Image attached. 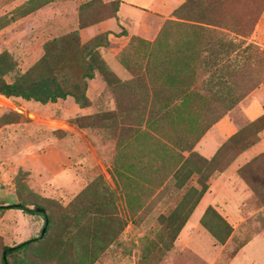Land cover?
Instances as JSON below:
<instances>
[{"label": "rangeland", "instance_id": "374dc122", "mask_svg": "<svg viewBox=\"0 0 264 264\" xmlns=\"http://www.w3.org/2000/svg\"><path fill=\"white\" fill-rule=\"evenodd\" d=\"M88 1L0 0V55L8 52L20 71H28L42 58L43 46L48 40L79 28V10ZM127 1L142 7L148 0ZM246 2L241 0L240 13L246 14ZM97 10L90 14L94 19L108 15L100 8ZM124 16L125 26L135 32L130 33L126 27L108 31L119 34L125 28L135 39L122 38L98 49L121 81L131 80L136 71L150 68L169 53L182 49L193 35L194 28L188 24L169 25L162 31L159 19L127 13ZM137 22L142 30L136 27ZM108 31L91 38L81 35V41L87 43ZM249 41L264 49V13ZM87 95L92 101L87 109H81L72 98L42 105L0 95V206L5 207L0 210V264H73L70 260H77L85 250L96 252L92 264H264V252H242L243 246L256 234H264V215L256 220L251 216L258 198L238 173L264 153V132L260 142L247 150L246 155L244 152L232 159L234 155L229 154L227 161L232 162L227 171L215 173L208 181L210 189L205 196L210 195L204 196L200 207L203 211L193 212L174 247L164 251L158 242L162 236L165 238V232H160V218L182 204L189 187L201 189L200 176H192L182 189L178 187L179 180L170 179L155 193L148 190L146 205L130 218L125 197L136 186L134 179L139 166L151 169L153 161L147 147L135 145L130 135L125 137L119 130L93 124L91 118L116 109L114 91L99 72L89 82ZM261 105L264 106V85L250 92L240 105L215 124L196 151L202 155L214 153L233 136V131L225 129L226 124L238 131L245 128L251 122L249 118L257 114L254 107ZM261 167L264 162L260 171ZM119 171L124 173L122 179ZM96 180L101 184L100 192L108 197L117 194L121 216L128 219L125 230L113 232L106 241L109 232H90V228L88 232H77L75 225L77 218H81L82 227L88 220L81 215L89 202L86 199L79 202L78 195ZM141 194L146 195V189ZM241 197L246 200L253 197L254 201L249 200V205L244 206L247 212L232 223L231 235L221 243L213 232L225 237L226 228L212 212L205 218L206 211L212 207L227 221L224 202L238 201ZM258 202L260 206L262 203ZM17 204L27 208L44 207L53 216L55 225L48 232L49 241L42 240L25 251L5 256L8 248L12 251L30 239L39 238L45 230L43 216L14 208ZM91 228H95L94 224ZM95 235L97 241L93 239ZM54 241L69 249L71 258H52Z\"/></svg>", "mask_w": 264, "mask_h": 264}, {"label": "trees", "instance_id": "16d2710c", "mask_svg": "<svg viewBox=\"0 0 264 264\" xmlns=\"http://www.w3.org/2000/svg\"><path fill=\"white\" fill-rule=\"evenodd\" d=\"M240 3L241 0H185L172 18L164 22L162 31L169 25L188 24L189 28H194L193 35L182 49L169 53L170 56L166 55L150 68L136 71L129 81L117 78L98 49L109 47L122 38L135 39V36L122 28L119 34L108 31L82 43L80 34L81 29L111 19L118 20L121 0L84 3L79 10V28L48 40L43 46L42 58L26 72L18 69L8 52L0 55V95L16 101L47 105L72 98L81 109H87L92 106L87 95L89 82L97 72L103 75L114 91L116 109L91 118L93 124L107 130H119L125 137L130 135L135 145L147 147L153 161L151 169L139 166L134 179L136 186L125 197L130 218L146 205L150 195L148 190L155 193L170 179L179 180L178 187L182 189L192 176H200L201 189L189 187L182 204L160 218V232H165V238L162 236L158 242L164 251L174 247L189 217L209 191L211 177L230 167L229 154L234 155L232 159L239 157L258 144L264 132L263 106L262 114L230 137L212 158L196 151L197 145L215 124L240 105L250 92L264 85V49L249 41L264 13V0H247L246 14L239 12ZM99 8L108 15L92 18L91 12H97ZM225 161L227 163H223ZM263 162L264 153L238 170L262 204L264 167L261 171L259 167ZM118 175L121 179L124 177L121 171ZM100 185L96 180L78 195L79 202L84 199L89 202L88 209L81 215L87 216L88 220L82 227L81 218H77L75 225L77 232H88L89 228L90 232H109L106 241L113 232H123L128 219L121 216L117 194L108 197L100 192ZM145 189L146 195L143 196L141 193ZM35 207L45 210L44 215L31 213L44 217L45 231L39 238L30 239L12 251L8 248L5 256L25 251L42 240L49 241L48 232L55 225L53 216L48 215L44 207ZM14 208L24 210L26 206L17 204ZM2 209L5 207L0 206ZM210 212L226 228L225 237L213 232L221 243H225L233 228L212 207L207 209L205 218ZM202 223L206 226L204 218ZM93 239L97 241V236ZM51 249L52 258L56 260L71 258L69 249L59 242L54 241ZM95 253L85 250L75 260L77 262L70 261L92 264Z\"/></svg>", "mask_w": 264, "mask_h": 264}, {"label": "crops", "instance_id": "0c3cea01", "mask_svg": "<svg viewBox=\"0 0 264 264\" xmlns=\"http://www.w3.org/2000/svg\"><path fill=\"white\" fill-rule=\"evenodd\" d=\"M105 1H111V0H105ZM184 3H185V0H148L145 3V5H143L142 7H137L134 3L130 2V1L121 0V6H120L119 13H118V20H116V19L107 20V21L101 22L99 24L93 25L89 28L83 29V30H81V35H82V37L89 36V38H91V37H93V36H95L101 32H104V31H108V30L117 31V28L126 27L125 23H124L125 13L130 14L134 17H137V16L142 17L144 15L143 17L159 19L162 22V24H161V26H162L167 19L172 18L173 13L178 8H180ZM50 4H52V2L48 3V5H46V6H49ZM39 10H41V9H39ZM77 23H78V20H77ZM138 25H140V24L137 22L136 27H139V29L142 30L140 28V26H138ZM126 29L130 33L135 32V29H134V31H133V29H129L127 27H126ZM136 30H137V28H136ZM147 30H148L147 28H143V31H147ZM254 108H255V113L257 112V114L255 115V117L249 118L250 121H253L256 118H258L263 112V106L262 105L259 107L255 106ZM225 129H227V130L230 129L231 131H233L232 135H234L238 131L237 129H234L233 127H229L228 124H226ZM217 150L214 153H212L211 155H209V154H203V155L206 158L210 159L214 156V154L217 152ZM244 154L246 155L247 152H245ZM208 195H210V194H208ZM208 195H206V196L208 197ZM205 197L203 198V200L201 201V203L199 204V206L195 210L196 214L200 211L201 212L203 211V210H200V207L202 206V203L204 202ZM239 199H238V201L232 200L231 202H226V203L224 202V204L226 205L225 209H224V212H225L224 218L231 224L232 227H233L232 223L234 221H238L239 219H241L242 216L247 212L245 210L244 206H246V204L249 205V200L254 201L253 197H249V198H247V200L244 197H241ZM258 201L259 200L254 201V202H256V204H255L256 207L252 211H251V208H249L248 206L246 208L249 210V212L251 211L250 212L251 216L255 220L259 219V218L261 219L262 215H264V212H263L264 211V204H260V206H258L257 205V203H259ZM255 251L258 254H261V252H264V234H256V236H254L253 239H251L242 248L243 253L251 252L253 254V253H255ZM251 253H250V259H252V257H253V255Z\"/></svg>", "mask_w": 264, "mask_h": 264}, {"label": "water", "instance_id": "95a60500", "mask_svg": "<svg viewBox=\"0 0 264 264\" xmlns=\"http://www.w3.org/2000/svg\"><path fill=\"white\" fill-rule=\"evenodd\" d=\"M24 210L26 212H29V213H40V214H43V215L45 214V210L43 208H39V207H34V208H27L26 207V208H24Z\"/></svg>", "mask_w": 264, "mask_h": 264}]
</instances>
